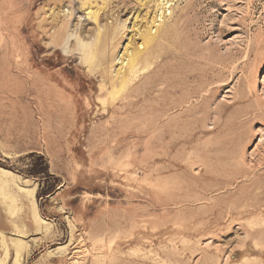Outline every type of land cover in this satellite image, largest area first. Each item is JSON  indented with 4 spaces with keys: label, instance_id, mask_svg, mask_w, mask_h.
Masks as SVG:
<instances>
[{
    "label": "rangeland",
    "instance_id": "374dc122",
    "mask_svg": "<svg viewBox=\"0 0 264 264\" xmlns=\"http://www.w3.org/2000/svg\"><path fill=\"white\" fill-rule=\"evenodd\" d=\"M0 176V264H264V0H0Z\"/></svg>",
    "mask_w": 264,
    "mask_h": 264
},
{
    "label": "bare ground",
    "instance_id": "6f19581e",
    "mask_svg": "<svg viewBox=\"0 0 264 264\" xmlns=\"http://www.w3.org/2000/svg\"><path fill=\"white\" fill-rule=\"evenodd\" d=\"M149 34V33H148ZM148 37H149V35H147ZM1 177V176H0ZM2 180V179H1ZM4 180V179H3ZM3 180H2V182H3ZM1 183V182H0ZM3 184V183H2Z\"/></svg>",
    "mask_w": 264,
    "mask_h": 264
}]
</instances>
